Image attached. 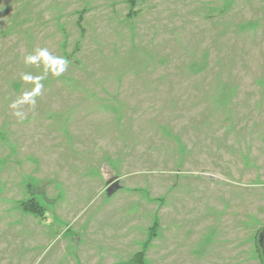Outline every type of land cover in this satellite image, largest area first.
I'll return each instance as SVG.
<instances>
[{
  "label": "rangeland",
  "instance_id": "374dc122",
  "mask_svg": "<svg viewBox=\"0 0 264 264\" xmlns=\"http://www.w3.org/2000/svg\"><path fill=\"white\" fill-rule=\"evenodd\" d=\"M263 229L264 0H0V264H264Z\"/></svg>",
  "mask_w": 264,
  "mask_h": 264
},
{
  "label": "trees",
  "instance_id": "16d2710c",
  "mask_svg": "<svg viewBox=\"0 0 264 264\" xmlns=\"http://www.w3.org/2000/svg\"><path fill=\"white\" fill-rule=\"evenodd\" d=\"M156 234L155 232V228H153V231L150 233L149 238L151 239L152 237H154ZM145 245V249H146ZM145 249L141 250L140 252H137L134 256V258L132 259L133 264H146V262L144 261V251Z\"/></svg>",
  "mask_w": 264,
  "mask_h": 264
},
{
  "label": "flooded vegetation",
  "instance_id": "af4514ba",
  "mask_svg": "<svg viewBox=\"0 0 264 264\" xmlns=\"http://www.w3.org/2000/svg\"><path fill=\"white\" fill-rule=\"evenodd\" d=\"M260 243H261V246H260L261 249L264 250V237L261 238V242Z\"/></svg>",
  "mask_w": 264,
  "mask_h": 264
},
{
  "label": "water",
  "instance_id": "95a60500",
  "mask_svg": "<svg viewBox=\"0 0 264 264\" xmlns=\"http://www.w3.org/2000/svg\"><path fill=\"white\" fill-rule=\"evenodd\" d=\"M264 237V229L263 231L260 233V239ZM263 254H264V250H263Z\"/></svg>",
  "mask_w": 264,
  "mask_h": 264
}]
</instances>
